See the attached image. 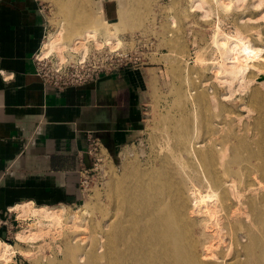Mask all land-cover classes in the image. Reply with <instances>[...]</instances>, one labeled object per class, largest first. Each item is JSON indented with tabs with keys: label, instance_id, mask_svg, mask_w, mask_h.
Segmentation results:
<instances>
[{
	"label": "bare ground",
	"instance_id": "6f19581e",
	"mask_svg": "<svg viewBox=\"0 0 264 264\" xmlns=\"http://www.w3.org/2000/svg\"><path fill=\"white\" fill-rule=\"evenodd\" d=\"M119 1L120 20L103 24L94 16L80 29L73 8L81 1L57 0L71 39L62 40V29L50 33L38 57L55 56L64 63L76 53L83 62L94 47L113 52L123 47L121 33L134 26L127 24V0ZM246 10L260 14L247 17ZM187 12L212 22L210 58L200 49L194 53L201 67L209 65L208 79L224 88L225 95L219 100L196 84L194 79L202 82L204 72L188 65L190 49L172 50L180 113L172 129L165 126L155 139L154 164L132 165L122 177L112 173L109 204L93 205L100 221L63 205H18L13 209L18 219L32 224L16 232V245L0 241V264H17L16 255L36 260L67 233L74 237L65 250L69 264H264V34L259 31L264 0H187ZM233 16V29L225 30V20ZM247 89L243 118L224 102Z\"/></svg>",
	"mask_w": 264,
	"mask_h": 264
},
{
	"label": "crops",
	"instance_id": "0c3cea01",
	"mask_svg": "<svg viewBox=\"0 0 264 264\" xmlns=\"http://www.w3.org/2000/svg\"><path fill=\"white\" fill-rule=\"evenodd\" d=\"M46 29L37 0H0V241L4 242H10L25 223L14 213L18 205L69 207L78 201L81 160L89 164L88 136L112 153L136 139L143 121L150 68L123 67L59 91L44 82L35 63Z\"/></svg>",
	"mask_w": 264,
	"mask_h": 264
},
{
	"label": "rangeland",
	"instance_id": "374dc122",
	"mask_svg": "<svg viewBox=\"0 0 264 264\" xmlns=\"http://www.w3.org/2000/svg\"><path fill=\"white\" fill-rule=\"evenodd\" d=\"M37 1L41 5L43 15L47 22L46 39H44V45L50 33H53L59 29H62L60 32L62 40H70L71 36L66 30L68 23L67 21H63L64 17L60 16L61 11L59 10L57 0H55V2L54 0ZM80 1L81 4L78 3L79 5L74 6L73 8V13L76 15V19H78L77 23L81 22L80 29H84L86 27L85 25H87L88 22L90 23L94 16L95 17L93 19L99 16L98 18L102 20L103 24H111L117 20H120L121 4L119 0ZM126 4V8L130 11H128L129 18L127 24L130 27L132 23L134 27L131 29V31H128L125 28L121 33L122 35H120V38L123 43V47L118 48L114 52L107 48H98L99 50H97L94 49V47L91 49L86 60L83 62L80 60L78 62V54L76 53H74L76 55H72L73 57L75 56L74 58L72 56L67 57L64 63L58 62L56 59L57 57L55 58V56H51L46 59L38 57V59L41 61L40 68L44 73L48 74V76L54 74L56 71L64 73L68 77H76L86 76L96 73L100 70H108L114 67L119 69L120 67H135V65H140L143 68H150L148 93L143 110V121L140 132L137 133L136 139L133 140V142L118 148L112 153L106 149H102L100 156L101 161L96 162L95 166H93L95 162L88 159L89 167H92L94 170L89 172V175L86 178L88 183L87 186L85 187V185H83L80 189V197L78 201L72 205H69L68 207L70 211L78 212V210H80L78 213L85 214L88 217L92 216L91 218L95 221H100V217L99 219L97 218L99 214H96L94 211L95 204L102 205V208H105L106 205L109 204L107 200V192L109 186L108 184L112 178V173H114L113 176L117 175L115 178L122 177L124 174L129 173L128 170L132 167V165L136 167L140 165L150 166V164H154V159L152 158L155 139L159 137L161 129H163L165 126L168 130L172 129L171 123L175 118L178 117L180 113L176 107L177 98L174 93L175 87L178 86L179 82H177L178 80L176 79L177 77L174 75V72H171L173 71L171 68V65L173 66V62L170 61L173 57L171 56L173 55L171 53L172 50L179 51L180 47H183L182 51L190 49L191 55L189 54L190 56L187 58L188 65L193 70L201 71L202 73L204 72V80L201 79L202 82H199L200 80L198 78H195L194 81L198 86H201L207 94H211L212 96L217 94L216 96L219 97L218 99L220 100L222 95H225L226 93L224 88L220 87L219 89V87L215 86L216 84L212 83L211 79H208V77L211 76L207 68L209 65H202L201 67V64L197 62L194 53L195 49H200L203 51V56L205 59L210 58L212 50H209L207 42L209 41V36L211 34L212 22L203 23L199 21L196 14H189L187 12V0H127ZM246 11L244 16L247 17H257L260 14V12H252L251 14L250 10ZM234 17L235 16L225 20V24L227 25H225L226 27L224 26L225 30L233 29ZM173 18H175V21H173ZM139 19L141 22H139ZM66 23L67 27L65 26ZM259 28V31L263 35L264 24L261 23ZM179 36L180 38L178 39ZM252 37L255 41H257L256 32L253 33ZM181 41L184 42L183 45L180 43ZM178 43L181 45L178 46ZM174 44H176L179 49L178 47L176 48V45ZM205 47L208 49H205ZM207 50L210 52H207ZM169 61L171 63H169ZM200 83L207 85L202 86ZM170 97L173 100L170 99ZM248 97L249 89L245 90L241 94L236 95V99L233 98L232 101L224 102V104L229 106V108L232 110L236 112L238 111L237 113L242 112L241 115L243 114L242 116L244 118L247 113L243 110V104L241 103L244 101L245 105L248 102ZM248 121L251 123L250 120H246V122ZM87 221H89V219H87ZM101 222L99 224V226H101L100 228L105 229L106 223L103 221ZM25 224H32V222L31 220L25 221L22 227H24ZM20 229L21 228H19V230ZM15 234L16 233L13 235V239L8 243L12 245L17 244L15 240ZM85 234L84 236L87 238L89 235L87 233ZM72 238L74 237L71 233H67L66 237L63 238L61 236L57 237L52 241L51 245L48 246L50 249L47 247L48 249L45 250L44 253L40 254L36 260L30 261L20 255H16L14 260L15 262L20 260L21 262L28 264H69L71 262L69 261L70 259L67 260L65 256V250L67 247H69V240ZM84 243V247L89 245V239H85ZM20 246L22 248H26L25 245Z\"/></svg>",
	"mask_w": 264,
	"mask_h": 264
},
{
	"label": "built area",
	"instance_id": "2783aa9c",
	"mask_svg": "<svg viewBox=\"0 0 264 264\" xmlns=\"http://www.w3.org/2000/svg\"><path fill=\"white\" fill-rule=\"evenodd\" d=\"M35 63L37 66L38 73L42 77L44 82L46 84H49V85L55 87L59 91H62L65 88L70 87V86H77V85H82V84L87 83V82H92V81L98 79L101 74H110V73L118 71L119 69L122 68V67H120L119 69H116V67H114V68L108 69V70H106V69L100 70L96 73L89 74L86 76H76V77H68L66 74L61 73L59 71H56L54 74L48 76V74L44 73L42 71V69L40 68L41 61L39 59H37V57H35ZM139 66L140 65H135V67H139ZM102 149H105V148L103 147V145L99 139L92 137V136H88L85 156L90 161L95 162L93 164V166L96 165V162L101 161L100 156H101ZM93 170L94 169L92 167H89V164L87 165L84 162V159L81 160L80 170L78 172V174H79V190L82 188L83 185H85V187L87 186L88 183H87L86 178L88 177L89 172H91Z\"/></svg>",
	"mask_w": 264,
	"mask_h": 264
},
{
	"label": "trees",
	"instance_id": "16d2710c",
	"mask_svg": "<svg viewBox=\"0 0 264 264\" xmlns=\"http://www.w3.org/2000/svg\"><path fill=\"white\" fill-rule=\"evenodd\" d=\"M24 264H26V263H24Z\"/></svg>",
	"mask_w": 264,
	"mask_h": 264
}]
</instances>
